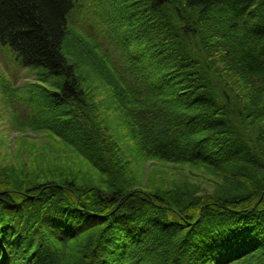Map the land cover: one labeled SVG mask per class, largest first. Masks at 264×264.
Listing matches in <instances>:
<instances>
[{"label":"trees","instance_id":"1","mask_svg":"<svg viewBox=\"0 0 264 264\" xmlns=\"http://www.w3.org/2000/svg\"><path fill=\"white\" fill-rule=\"evenodd\" d=\"M0 44L70 158L0 168V264H264V0H0ZM150 161L210 177L154 185Z\"/></svg>","mask_w":264,"mask_h":264},{"label":"rangeland","instance_id":"2","mask_svg":"<svg viewBox=\"0 0 264 264\" xmlns=\"http://www.w3.org/2000/svg\"><path fill=\"white\" fill-rule=\"evenodd\" d=\"M91 16V11L88 12ZM85 19V17H82ZM86 32L96 34L97 26H91L90 20L86 19ZM95 20L93 21L94 24ZM102 33V32H101ZM98 33L97 42L110 54L111 59L121 62L120 52L117 45L112 40H105L104 35ZM123 61V60H122ZM34 74L16 61L14 54L7 46L0 44V168L19 169L21 166L29 169L48 167H66L68 151L61 143L44 134L41 130L36 131L33 126H28L27 121L30 115L35 113L32 108L29 85L34 82ZM100 83V82H99ZM94 80L91 86L96 89L93 91L91 101H102L106 113L103 115L104 124L110 129L117 124V115L114 116L113 108L110 106V94L105 90L101 83ZM41 113L47 114L42 109ZM27 125V126H25ZM70 159V158H68ZM75 159V157H74ZM80 168L73 166L72 171L88 172V167L80 162ZM71 165V164H69ZM145 176L152 175L154 185H169L177 179H187L196 184H207L209 174L207 171L190 167L188 165L169 164L157 161L147 162L143 167ZM147 173V175H146ZM85 175V174H82ZM147 181V178H144ZM143 180V184L146 183ZM150 186L151 184L148 183Z\"/></svg>","mask_w":264,"mask_h":264}]
</instances>
